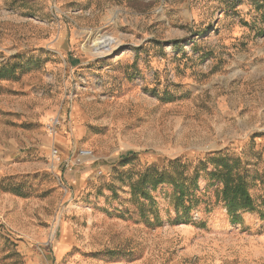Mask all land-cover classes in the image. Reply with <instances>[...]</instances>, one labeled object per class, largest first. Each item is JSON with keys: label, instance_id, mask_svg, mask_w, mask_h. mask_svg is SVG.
Here are the masks:
<instances>
[{"label": "rangeland", "instance_id": "374dc122", "mask_svg": "<svg viewBox=\"0 0 264 264\" xmlns=\"http://www.w3.org/2000/svg\"><path fill=\"white\" fill-rule=\"evenodd\" d=\"M212 155L248 182L236 221L210 164L188 213L131 194ZM263 199L264 0H0V264H264Z\"/></svg>", "mask_w": 264, "mask_h": 264}, {"label": "trees", "instance_id": "16d2710c", "mask_svg": "<svg viewBox=\"0 0 264 264\" xmlns=\"http://www.w3.org/2000/svg\"><path fill=\"white\" fill-rule=\"evenodd\" d=\"M132 155L129 153L123 158ZM212 166L209 171L211 180L221 184L217 192V198L224 203L227 214L232 221L237 220V216L243 211H252L255 209V202L249 192V185L244 176L237 171V161L224 156L212 155L203 161H200L191 176L186 175L185 165L179 163V160L169 161L167 168L161 172L146 168L139 174L136 183L131 184L132 196L137 195L139 191L144 198L148 197L147 187L156 188L161 183H170L175 189L174 202L176 206H181L188 213L190 205H184L188 189L196 184L199 170H206L207 165ZM264 202V199H263Z\"/></svg>", "mask_w": 264, "mask_h": 264}, {"label": "built area", "instance_id": "2783aa9c", "mask_svg": "<svg viewBox=\"0 0 264 264\" xmlns=\"http://www.w3.org/2000/svg\"><path fill=\"white\" fill-rule=\"evenodd\" d=\"M59 124V122L55 119L54 121H52V123L50 124V134H54L55 133V128L56 126ZM51 153V157H52V161L53 162H56V163H59L62 162V155L60 154L59 150L57 149V147H53L50 151ZM92 156V152L89 151V150H85V149H79L77 150V153H76V157L79 158V159H88ZM73 158H70L69 160V165H71V167H74L76 166V164H78V162H75L73 161Z\"/></svg>", "mask_w": 264, "mask_h": 264}, {"label": "bare ground", "instance_id": "6f19581e", "mask_svg": "<svg viewBox=\"0 0 264 264\" xmlns=\"http://www.w3.org/2000/svg\"><path fill=\"white\" fill-rule=\"evenodd\" d=\"M116 45L117 41H115V38L103 35L93 43V50L97 55H102L111 52Z\"/></svg>", "mask_w": 264, "mask_h": 264}]
</instances>
